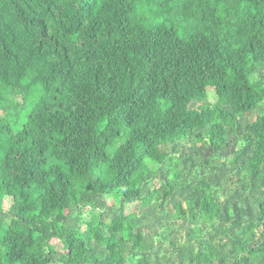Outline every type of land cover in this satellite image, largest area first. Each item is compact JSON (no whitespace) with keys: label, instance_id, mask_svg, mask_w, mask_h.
<instances>
[{"label":"trees","instance_id":"trees-1","mask_svg":"<svg viewBox=\"0 0 264 264\" xmlns=\"http://www.w3.org/2000/svg\"><path fill=\"white\" fill-rule=\"evenodd\" d=\"M0 264H264V0H0Z\"/></svg>","mask_w":264,"mask_h":264},{"label":"rangeland","instance_id":"rangeland-1","mask_svg":"<svg viewBox=\"0 0 264 264\" xmlns=\"http://www.w3.org/2000/svg\"><path fill=\"white\" fill-rule=\"evenodd\" d=\"M209 98L211 99V100H214L215 99V92H214V90L212 89V90H210V92H209ZM256 109L257 108H255L254 110H252L248 115H247V119H250V118H253V116H256L255 114H257V112H256ZM155 157H156V159L157 160H159V161H162L163 159H164V157H162L160 154H156L155 155ZM10 199L9 198H6L5 200H4V205H5V207L7 208V207H9L10 206ZM131 207H133V206H131Z\"/></svg>","mask_w":264,"mask_h":264}]
</instances>
